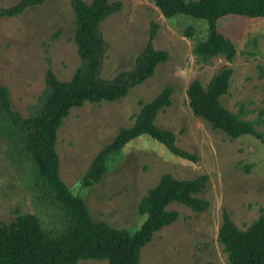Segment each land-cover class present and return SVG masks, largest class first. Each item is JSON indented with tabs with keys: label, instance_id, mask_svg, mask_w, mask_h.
Listing matches in <instances>:
<instances>
[{
	"label": "rangeland",
	"instance_id": "374dc122",
	"mask_svg": "<svg viewBox=\"0 0 264 264\" xmlns=\"http://www.w3.org/2000/svg\"><path fill=\"white\" fill-rule=\"evenodd\" d=\"M18 1L0 0V7ZM114 1H120L121 8L98 26L105 49L99 77L111 79L132 69L152 23L157 25L153 44L167 50L169 58L123 98L86 101L70 109L57 130L59 175L73 194L84 199L94 220L131 232L144 219L137 211L139 199L162 174L179 179L207 175L206 189L199 194L207 200V208L194 212L171 203L168 208L176 209L178 218L142 248L140 264H228L218 240L221 214L227 210L235 224L245 229L264 212V141L250 134L232 139L213 129L193 114L186 89L195 78L206 87L216 72L229 66L230 86L220 95V102L233 112L243 104L247 110L244 117L259 119L256 129L264 137V17L251 20L236 32L232 30L237 26L234 21H221L219 27L232 39L236 54L231 61L218 54L202 62L196 59L193 47L207 36L205 20L184 14L165 17L154 0H110ZM71 2L46 0L18 16L0 17V84L8 88L12 109L24 117L39 108L49 69L58 78L69 80L81 65L73 41ZM166 84L174 89L172 103L157 114L156 124L172 130L177 145L196 154L198 160L181 158L143 134L111 154L107 171L98 181H85V172L99 150L113 140L121 126L133 124L140 102L154 97ZM13 146L10 136L0 135V220L10 222L18 214L30 213L43 227L53 228L60 222L58 210L38 199L34 166L15 156ZM75 264L107 261L87 258Z\"/></svg>",
	"mask_w": 264,
	"mask_h": 264
},
{
	"label": "trees",
	"instance_id": "16d2710c",
	"mask_svg": "<svg viewBox=\"0 0 264 264\" xmlns=\"http://www.w3.org/2000/svg\"><path fill=\"white\" fill-rule=\"evenodd\" d=\"M44 1L19 0L0 7V17L18 16L28 7ZM154 3L165 17L184 14L207 22L206 38L193 47L196 59L202 62L218 54L231 61L236 54L232 39L219 27L221 21H234L237 26L233 25L232 30L236 32L251 20L264 17V0H154ZM71 5L75 13L73 41L81 65L70 79L62 80L49 69L47 89L37 105L39 108L28 117L12 109L8 88L0 84V135L10 136L14 141L15 156L32 163L38 199L58 210L60 217L53 228L43 227L30 213L18 214L10 222L0 220V264H75L87 258L106 260L107 264H140L142 248L156 232L178 218L179 212L168 208L171 203H180L194 212H201L208 206L207 200L199 196L206 189L207 175L179 179L164 173L139 199L137 211L144 219L131 232L94 220L84 199L73 194L61 179L55 143L57 130L70 109L86 101L99 103L123 98L169 58L167 50L155 48L153 44L157 25L152 23L148 39L132 69L122 70L111 79L99 77L105 49L98 26L122 4L110 0H72ZM186 33L191 35V30ZM231 75L232 69L224 66L211 77L206 87L196 78L191 80L186 89L188 105L194 115L232 139L250 134L264 141L263 134L256 129L260 120L246 119L247 110L243 104L237 112L221 104L220 95L229 89ZM173 92V87L166 84L154 97L140 102L141 108L133 124L121 126L113 140L99 150L85 172V181H98L107 171L106 163L111 154L120 152L125 144L143 134L181 158L198 160L196 154L177 145L172 130L156 124L157 114L171 105ZM218 240L227 254L228 264H264V212L242 229L228 211L223 210Z\"/></svg>",
	"mask_w": 264,
	"mask_h": 264
}]
</instances>
